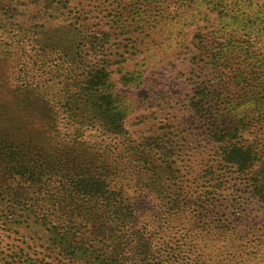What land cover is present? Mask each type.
<instances>
[{
  "label": "rangeland",
  "instance_id": "374dc122",
  "mask_svg": "<svg viewBox=\"0 0 264 264\" xmlns=\"http://www.w3.org/2000/svg\"><path fill=\"white\" fill-rule=\"evenodd\" d=\"M1 1L7 2L0 14L2 118L25 129L20 133L37 136V127L45 129L41 121L53 113L61 133L48 136L56 145L87 159L97 153L111 187L134 208L132 227L123 230L131 241L137 234L149 238L164 259L175 250L182 264L201 256L208 264H264V204L250 198L246 182L220 162L218 144L193 120L190 108L201 80L193 70L198 38H210L218 56L221 48L230 58L223 72L211 75L222 91L221 103L237 104L227 125L252 120L244 141L264 150V6L203 8L209 19L201 15L190 22L178 12L181 2L168 0L159 11L150 0L146 15L154 21L139 24L130 17L121 28L112 14H132L141 0ZM169 6L171 17H160ZM99 64L108 65L126 111V130L119 135L97 122L80 123L66 110L67 84L74 90ZM19 87L29 93L18 95ZM20 100L26 103L14 104ZM12 183L29 184L32 200L48 205L57 194L53 183L41 189L23 179ZM175 196L206 202L202 216L171 208ZM3 235L0 230V252L9 241ZM44 246L40 241L35 255L55 264Z\"/></svg>",
  "mask_w": 264,
  "mask_h": 264
},
{
  "label": "trees",
  "instance_id": "16d2710c",
  "mask_svg": "<svg viewBox=\"0 0 264 264\" xmlns=\"http://www.w3.org/2000/svg\"><path fill=\"white\" fill-rule=\"evenodd\" d=\"M149 1L141 0L134 10L131 8L132 14H112V20L121 28L125 27L123 23L130 17L131 20H138L139 24L143 20L154 21L152 15H146L150 9ZM166 1L154 0L156 8L161 11ZM176 1L181 2L180 7L187 5L188 9L179 10L178 7V12L181 11L182 16L188 14L187 20L191 19L188 20L190 22L194 18L202 19L196 18L201 15H205L203 20L209 19L203 8L212 12L221 9L218 11L221 12L228 5H233L236 10L248 5L264 6V0ZM6 3L0 0V14H4L5 11L1 9ZM169 9L170 6L168 9L164 7L166 16L162 14L160 17H171L174 11ZM242 11L247 13V10ZM198 39L193 70L196 68L201 80L196 81L194 98L190 104L192 118L207 127L212 141L218 144L220 162L233 169L246 182L249 197L264 204V150L244 141V133L250 128L252 120L247 122L246 119H239L227 125L226 120L237 104L233 101L222 104L219 96L222 91L216 86L218 82L214 83L211 79L213 72L216 78L219 71L223 72L229 66L230 58L221 53V48V56H218L213 50L217 46L213 45L210 38ZM80 44H76L75 49L78 50ZM0 52L3 54L2 50ZM71 89L67 84L63 96L66 110L75 120L83 124L97 122L116 135L126 130V111L113 87L107 64L87 70L84 82ZM25 90L29 93V89L19 87L18 95ZM25 103L20 100L14 104ZM4 108L0 105V111ZM40 124L45 126L43 132H40V125L37 127V136L25 135L20 133L24 128L20 130L13 122H6L0 112V230L4 231V242L9 239L0 252L1 264H54L35 255L40 241L46 244L45 257L54 255L55 264H60L62 260H65L63 264H182L175 250L166 260L149 238L147 242L137 234L136 240L140 245L135 238L131 241L129 237H124L123 230L128 231L134 222V208L121 197L119 190L111 187L107 179V167L104 163L100 164L98 154L87 159L75 155L65 145H56L55 138L48 136L49 133H61L53 113ZM78 132H74L76 137H79ZM68 135L72 136L70 133L65 136ZM140 153L148 155L141 150ZM169 168L165 166L166 171ZM22 179L35 183L33 186L39 185V189L53 183L57 194L48 201L49 205L41 200H32L29 184L11 185L16 181L20 184ZM178 199L175 196L171 200V208L181 213L202 216L206 202H191L185 197ZM134 233L128 235L134 237ZM125 242L128 244L123 246ZM203 257L191 264H208Z\"/></svg>",
  "mask_w": 264,
  "mask_h": 264
}]
</instances>
